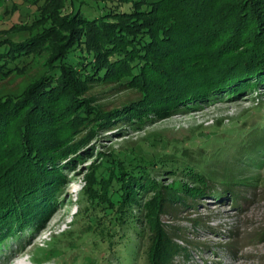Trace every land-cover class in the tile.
<instances>
[{"label":"trees","instance_id":"obj_1","mask_svg":"<svg viewBox=\"0 0 264 264\" xmlns=\"http://www.w3.org/2000/svg\"><path fill=\"white\" fill-rule=\"evenodd\" d=\"M86 1L61 2L64 5L59 10L67 2L72 12L56 22L60 30L55 65L25 98L0 102V244L24 233L27 227L40 226L41 218L50 210L53 177L62 175L59 165L79 145L74 140L84 126L88 107L84 105L86 110L79 111L76 106L89 88L115 84L119 91L142 93L124 110H99L101 117L95 127L107 131L120 122L139 129L149 115L146 111L158 115L173 112L178 101L185 99H180V93L186 97L194 94L188 99L202 101L222 90L240 95L243 87L253 90L264 83V0H156L142 7L120 0L127 9L115 7V0H103L98 8ZM50 21L55 27L54 19ZM25 32L29 36L22 44L0 40V66L12 56V48L19 54L42 43L37 39L39 32ZM25 56L19 54L18 60ZM193 143L197 147L185 146L180 152L173 149L167 156L152 159L150 165L176 178L181 171L193 180V187L187 190L192 191L191 197L206 196L213 178L195 163L182 161L184 149H205ZM103 166L107 176L99 173L109 183L108 188L103 185L108 197L85 221L86 236L97 233L101 242L110 244L107 237L112 240L119 236V228L138 229V224L148 222L143 220L144 214L140 218L135 213L141 212L140 196L155 187L160 201L153 208L157 238L151 261L173 264L176 255L187 247L180 244L184 241L179 238L180 229H170L161 218L174 205L188 206L184 196H165L157 178L151 179V171L142 169L130 154L114 160L107 157ZM114 169L120 173L114 174ZM96 187L99 192L103 190L100 185ZM232 199L240 201L238 195ZM127 236L122 234L120 239Z\"/></svg>","mask_w":264,"mask_h":264},{"label":"rangeland","instance_id":"obj_2","mask_svg":"<svg viewBox=\"0 0 264 264\" xmlns=\"http://www.w3.org/2000/svg\"><path fill=\"white\" fill-rule=\"evenodd\" d=\"M62 1L0 0V40L22 44L29 36L27 31L39 32L37 39L42 42L19 53L27 55L20 60L19 54L11 49L12 56L6 65L0 66V102L25 98L55 65L60 30L56 22L60 16L72 12L67 2L59 10L64 5ZM115 1V7L128 8L120 0ZM153 1L156 0H130L137 7ZM86 2L92 8L103 5V0ZM50 19H54L55 27ZM183 94L180 93V99H185L178 101L179 105L173 107L176 109L167 115L146 111L149 115L146 122L138 125L139 129L120 122L113 130L104 131L95 127L101 117L99 110H124L142 93L119 91L115 84L89 88L82 103L76 106L79 111L86 110L84 105L88 107L82 120L84 126L74 140L79 145L59 165L62 175L53 177L50 210L41 218L40 226L27 227L24 233L0 244V264H152L151 248L157 238L152 215L155 203L160 201V192L155 187H149L138 199L141 212L135 214L148 220L138 224V229L119 228V236L112 240L107 237L110 244L101 242L97 233L85 234L88 232L85 221L95 215L94 210L101 208L108 197L104 192L108 191L105 188L109 183L100 176L101 173L107 176L102 171L106 158L114 160L124 154L132 155L142 169L151 171V179L157 178L166 190L165 196L177 199L184 196L188 203V206L174 205L161 218L170 229H180L179 238L184 240L180 244L188 249L178 253L173 264H264V83L253 90L243 87L240 95H228L222 90L202 101L188 99L194 94L188 97ZM254 126L259 128L251 130ZM194 141L205 149H184L186 156L182 161L195 163L213 178L206 196L191 197L192 191L187 190L193 187V180L181 171L176 178L150 165L152 159H159L173 149L180 152L185 146L197 147ZM113 173L120 172L115 173L114 169ZM160 174L163 176H157ZM97 185L105 188L99 192ZM216 192L219 196L224 194L223 197H216ZM237 195L239 203L232 199ZM96 197L100 200L91 203L90 199ZM125 233L127 238L120 239Z\"/></svg>","mask_w":264,"mask_h":264}]
</instances>
